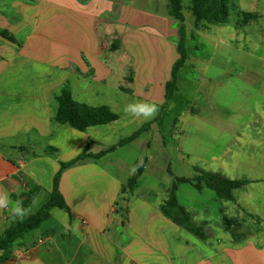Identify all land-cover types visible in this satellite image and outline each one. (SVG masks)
I'll use <instances>...</instances> for the list:
<instances>
[{
    "label": "crops",
    "instance_id": "0c3cea01",
    "mask_svg": "<svg viewBox=\"0 0 264 264\" xmlns=\"http://www.w3.org/2000/svg\"><path fill=\"white\" fill-rule=\"evenodd\" d=\"M158 1L140 0L136 5V0H0V194H9L12 201L29 194L25 217L49 199L61 162L83 151L98 153L146 122L124 111L112 123L79 132L56 123L54 116L56 96L66 83L72 98H82L85 101L77 102L83 104L108 91L115 96L113 106L128 98L121 94L132 95L125 100L127 104L152 103V87L146 78L152 66L128 65L127 58L132 57L135 42L142 49L144 45L142 37L133 36L135 25L144 28L156 17L143 6L156 11ZM146 14L150 18L144 19ZM164 15L168 17L167 12ZM163 19L165 24L170 21ZM171 35H176L173 28ZM112 44L114 50L107 48ZM170 49L166 44L156 45L154 57L168 54L174 61L175 48ZM137 89L143 91L137 93ZM240 126L239 143L243 123ZM111 153L62 171L58 190L70 215L51 209L38 228L13 242L5 264H231L230 249L207 243L213 238L220 241L211 234L213 228L203 230L204 239L189 232L185 239L184 229L163 216L159 207L167 195L155 205L134 194L135 189L121 195L135 163L127 167L116 160H104ZM230 155L225 146L217 154L211 153L209 160L225 170ZM243 187L237 193L243 192ZM234 200L232 195L227 201ZM198 210L204 215L203 206ZM17 220L9 209L0 208V233ZM120 225L126 237L118 229ZM168 232L174 235L173 241ZM245 248L249 249L247 255L256 248V258L264 263V244Z\"/></svg>",
    "mask_w": 264,
    "mask_h": 264
},
{
    "label": "rangeland",
    "instance_id": "374dc122",
    "mask_svg": "<svg viewBox=\"0 0 264 264\" xmlns=\"http://www.w3.org/2000/svg\"><path fill=\"white\" fill-rule=\"evenodd\" d=\"M139 1L135 4L139 5ZM182 6L186 62L178 72L173 96L161 110L164 83L169 79L173 58L166 54L158 60L154 52L156 45L163 44L174 51L180 22L164 15L167 12L165 0L158 1L156 11L147 8V4L143 6L146 13L151 12L156 17L152 16L151 23L147 22L144 28L135 25L133 36L142 37L144 45L142 49L141 44L135 42L136 47L131 46L134 53L127 62L128 65L136 62L139 68L152 66L146 78L152 87V103L159 109V119L134 142L104 160H116L127 167L142 164L143 171L134 194L149 198L152 205L160 203V197H168L175 177L193 179L196 176L194 168L231 180H246L243 192L237 193V189L231 192L234 202L217 198L209 189L197 192L189 184H179L175 195L189 210L192 225L201 228L203 233L213 228L211 234L220 239L216 242L213 238L207 243L231 250V264H264L256 258V248L245 254L249 250L245 247L264 244V0H231L225 23H198L196 27L188 10L190 0H182ZM241 13H251L253 17L243 19ZM143 18L150 17L146 14ZM163 18H169L168 24ZM172 28L175 38L171 35ZM148 60L152 64L149 65ZM114 97L108 91L104 97L87 100L86 105H105L120 115L128 98H133L121 94L120 97L128 98L113 106ZM74 99L85 101L76 96ZM242 123L243 136L239 143L237 135H240ZM220 135L222 137L218 138ZM232 140L235 142L228 143ZM225 146L231 150L227 169H217V162L209 160L210 154H217ZM200 205L205 208L204 215L198 210ZM118 229L126 237L121 225ZM183 234L185 239L190 236L185 230ZM172 237L169 236L170 241Z\"/></svg>",
    "mask_w": 264,
    "mask_h": 264
},
{
    "label": "trees",
    "instance_id": "16d2710c",
    "mask_svg": "<svg viewBox=\"0 0 264 264\" xmlns=\"http://www.w3.org/2000/svg\"><path fill=\"white\" fill-rule=\"evenodd\" d=\"M167 4L168 16L180 22L177 30V41L175 51L177 54L176 59L173 61L169 79L164 83L163 104L160 110L163 109L170 101L173 93L177 87V75L179 70L186 62V48H185V30L183 26L182 16V0H165ZM231 0H190L188 10L193 16L194 26L198 23L201 24H223L227 21L229 14V3ZM241 16L253 17L251 13H241ZM116 48L115 44L111 45V49ZM57 109L54 116V121L61 125H66L79 132H85L89 127L106 125L116 121L119 115L112 112L109 107L89 106L75 101L71 96L70 87L66 83L60 93L56 96ZM159 119L157 114L152 120L144 122L139 128L131 134L119 139L115 144L107 146L104 150L98 153H90L83 151L72 160L68 162H61L59 170L53 177L51 192L49 199L43 204L36 212L25 217L23 220L13 222L6 230L0 233V264H5L11 256V248L13 242L20 239L23 235L38 228L42 222L49 217V212L53 208L65 211L70 215V209L66 205L62 195L58 190V182L63 170L85 160V159H100L104 155L113 152L116 148L125 146L136 140L141 134L150 130L152 124L156 123ZM134 173L127 179L126 183L121 187L120 194L131 193L136 185L138 178L143 171L142 164L135 163L133 165ZM196 176L193 179L175 177L172 183L167 199L160 205V212L169 219L176 226L183 228L187 232L204 239L205 235L201 228L193 226L190 223L189 215L185 208L181 206L176 199V191L179 184H191L196 190L202 191L203 189L211 190L219 199L231 200V192L247 185L246 180H231L227 179L218 173L205 172L198 168H194ZM15 199H20L23 205H28L30 202L29 194H22L16 196ZM123 200V198H119ZM118 204V202H117Z\"/></svg>",
    "mask_w": 264,
    "mask_h": 264
},
{
    "label": "clouds",
    "instance_id": "9594fccd",
    "mask_svg": "<svg viewBox=\"0 0 264 264\" xmlns=\"http://www.w3.org/2000/svg\"><path fill=\"white\" fill-rule=\"evenodd\" d=\"M158 106L149 102L129 103L125 106L124 111L136 118L145 120L152 119L158 112ZM0 208L9 209L13 217L23 220L28 214V209L23 205L22 200L17 199L12 201L9 194H0ZM67 227V225H66Z\"/></svg>",
    "mask_w": 264,
    "mask_h": 264
}]
</instances>
